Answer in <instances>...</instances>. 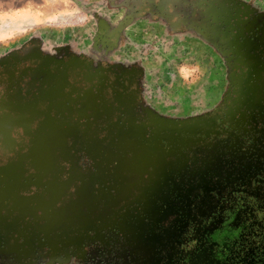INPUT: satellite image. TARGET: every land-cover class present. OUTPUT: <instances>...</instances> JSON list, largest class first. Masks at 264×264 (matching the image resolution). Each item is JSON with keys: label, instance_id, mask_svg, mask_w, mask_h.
Returning <instances> with one entry per match:
<instances>
[{"label": "rangeland", "instance_id": "1", "mask_svg": "<svg viewBox=\"0 0 264 264\" xmlns=\"http://www.w3.org/2000/svg\"><path fill=\"white\" fill-rule=\"evenodd\" d=\"M23 44L0 264H168L173 193L264 179V0H0V65Z\"/></svg>", "mask_w": 264, "mask_h": 264}, {"label": "flooded vegetation", "instance_id": "2", "mask_svg": "<svg viewBox=\"0 0 264 264\" xmlns=\"http://www.w3.org/2000/svg\"><path fill=\"white\" fill-rule=\"evenodd\" d=\"M5 67L0 65V73L16 91L14 77L10 81L1 70ZM18 68H23L22 63ZM259 112L263 118L260 115L263 123L259 127L264 131V107ZM250 177L234 184L216 179L193 182L177 196L173 193L175 218H164L161 223L175 238V256L168 264H264V179ZM169 186L166 183L162 188L165 191ZM169 189L154 195V200L172 195Z\"/></svg>", "mask_w": 264, "mask_h": 264}, {"label": "crops", "instance_id": "3", "mask_svg": "<svg viewBox=\"0 0 264 264\" xmlns=\"http://www.w3.org/2000/svg\"><path fill=\"white\" fill-rule=\"evenodd\" d=\"M28 18L30 20H32L31 18L32 17H29ZM18 19V18H17ZM20 19V18H19ZM36 47L35 46H28L27 48L24 46V44L22 45V48L21 49H17L16 50V53H15V56H11L9 58H11L12 60L10 61V59H7L3 62V66L5 68H1V70L6 73L9 78V80L11 81L12 79L10 78V74L14 73L13 71V66H9L10 64H13L15 65L17 68L18 66L22 63L23 65V68H27L28 65H30L32 62H30V60H35L34 58L38 57V55L40 54V52H37L36 51ZM20 50V52H19ZM39 50V49H38ZM9 51V50H8ZM16 57V58H14ZM31 58V59H30ZM20 59V60H19ZM19 60V61H18ZM34 62V61H33ZM5 63V64H4ZM11 67V68H10ZM14 77V76H13ZM12 77V78H13ZM14 89L16 91H19V88L15 85Z\"/></svg>", "mask_w": 264, "mask_h": 264}, {"label": "trees", "instance_id": "4", "mask_svg": "<svg viewBox=\"0 0 264 264\" xmlns=\"http://www.w3.org/2000/svg\"><path fill=\"white\" fill-rule=\"evenodd\" d=\"M0 85L3 87L2 89L3 92L1 94L3 98L12 95L13 90L11 89L10 84L7 83V81L4 79L1 73H0Z\"/></svg>", "mask_w": 264, "mask_h": 264}]
</instances>
